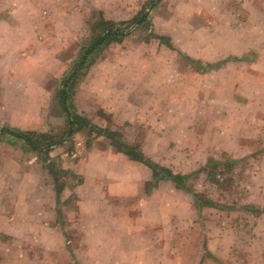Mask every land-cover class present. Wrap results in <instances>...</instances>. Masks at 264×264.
Here are the masks:
<instances>
[{"label":"rangeland","instance_id":"1","mask_svg":"<svg viewBox=\"0 0 264 264\" xmlns=\"http://www.w3.org/2000/svg\"><path fill=\"white\" fill-rule=\"evenodd\" d=\"M146 10L148 23L129 24ZM100 17L125 23V34L67 85L69 122L61 91ZM3 20L0 204L8 203L3 193L40 190L43 219L59 230L33 228L25 212L24 232L0 231V264H99L105 256L102 264H264V216L207 209L168 225L154 201L135 203L148 172L106 134L175 172L195 173V188L224 207L264 204V0H0ZM6 129L29 132L38 150ZM42 134L60 142L46 147ZM208 145L218 157L226 152L215 177L202 166ZM114 177L122 198L107 216L116 221L100 229L94 198Z\"/></svg>","mask_w":264,"mask_h":264},{"label":"crops","instance_id":"2","mask_svg":"<svg viewBox=\"0 0 264 264\" xmlns=\"http://www.w3.org/2000/svg\"><path fill=\"white\" fill-rule=\"evenodd\" d=\"M6 22L5 20H3L2 22H0V25L3 26V23ZM178 53H182L181 51H178ZM209 71V70H208ZM206 71V72H208ZM228 116H226L227 118ZM233 119V117H232ZM213 125H208V127H210L209 129L211 130L212 133H214V130L216 127H212ZM226 131H222L223 134H226V137L232 133V131L230 130V128L225 129ZM188 134L193 135V133L197 134V132L195 131L194 127L192 126H187L186 130H185ZM194 140V139H192ZM191 140V141H192ZM211 146V144H210ZM209 145L207 146V148L205 149L206 152H208V156L205 158V160L202 163L203 167H206L210 161V159L213 160H217L220 161L222 160L223 156L226 155V152L222 153L221 157H218L217 155H214L213 147H210ZM222 148L227 149L226 145L222 146ZM116 151V149H115ZM261 152L259 153V158L260 159H264V148L262 150H260ZM118 153V151H116ZM121 154H123L129 161L133 162L134 164L138 165L140 162L135 161L133 159H131L130 157H128L126 154L119 152ZM96 158V155L94 153H89L88 155V160L91 161L93 159ZM99 159H107V155H101L99 156ZM232 164V166L237 165L236 163L239 162L238 158H231V161H229ZM142 164V163H140ZM142 166L144 167V169H146V171L148 172V177L145 178L143 180V184L144 187L147 188L145 195L143 198H141V200L139 201V197L137 195H135L134 193H130L133 197L135 195V203L137 205L140 204H148L152 201H154L156 203V209L158 210V214L159 217H162V220H168V225H172L174 223H176V220L178 218H180V220H184V217H186L185 220V224L187 223V221L191 220L190 216H196L197 217H202L203 213L205 211H207V209H217V210H221V211H226L227 213H230L229 215H235L234 213H238V214H252V215H261L264 216V204H260V203H254V202H248L245 204H242L241 206L237 207V205L234 206H227L224 207L223 204H219L217 202H214L209 196H206L207 199L213 201L214 203L212 204H201L198 203L195 199V196L193 193L187 192L185 190H182L180 188H178L172 181L170 180H166V179H162L159 180L157 182V184H154L150 187V184H152L153 181V175H152V170L142 164ZM182 173V172H181ZM183 174H191V173H183ZM196 176H193L191 182L193 185V190L194 192H200V190H197L195 188V180H196ZM112 181H107L109 184H112V188H110L109 190L106 189H100L101 191L98 192L97 197L94 198V200H98V205H99V210H98V215H99V219L101 220L98 223V227L100 226V229H103V223L105 225H107L109 222L114 220L116 221V219H114L115 217H108L107 216V212H111L114 216H116L117 214V208L120 206V199L122 198V196H119L120 194L116 191V186L117 184H121L122 179L120 178H111ZM93 180H88V183L92 182ZM137 182V181H136ZM4 187H6V185H4ZM59 191H56V196L55 199L58 197ZM260 194V193H259ZM122 195V194H121ZM263 195V194H262ZM184 197L186 199V201L184 200V202H177L176 198L178 197ZM3 197L4 200H6V202H8L7 204H0V231H2L3 233L7 234V235H14V231H23L26 229L24 228V224H21V218L25 212H29L30 215L29 219H31L32 224H33V228L37 229V230H59V227L56 226L55 221L50 222L48 220H44L43 219V212L44 209H47V206L44 204V198L41 194L40 190H33L31 192H26L24 194H16V193H12L11 191H9L6 195L5 193H3ZM132 199V198H131ZM156 200V201H155ZM158 200V201H157ZM172 200V201H171ZM58 201V198H57ZM139 202V204H138ZM49 203V202H48ZM50 205H52V202L50 203ZM133 205V204H132ZM112 208V209H111ZM57 217L58 220H60V215L61 212L60 210H57ZM186 212V213H184ZM189 214H188V213ZM89 220V228L86 227V229L88 231H91V229H94L95 226H91L92 222L90 220V216L88 217ZM240 218V217H239ZM98 219V221H99ZM30 221V223H31ZM109 221V222H108ZM183 222V221H182ZM116 223V222H115ZM160 223L161 222H157L154 225V230H161L160 227ZM95 224V222H94ZM238 224L240 225V223L238 222ZM53 225H55L56 227H52ZM97 225V224H95ZM56 228V229H54ZM233 228V227H232ZM108 241H106L105 245L110 243L109 246L116 245L114 243L115 240H111V239H107ZM207 255H210V257H212L213 252L208 248L207 245V250H206ZM213 258V257H212ZM216 260V259H214ZM93 261L92 259L89 260V262ZM95 261V260H94ZM110 261V259L108 260V257L105 256V258H100L98 260L99 264H102L103 262L108 263ZM84 264H88V262L86 260L83 261ZM204 263V258H202V260L200 261V264Z\"/></svg>","mask_w":264,"mask_h":264},{"label":"trees","instance_id":"3","mask_svg":"<svg viewBox=\"0 0 264 264\" xmlns=\"http://www.w3.org/2000/svg\"><path fill=\"white\" fill-rule=\"evenodd\" d=\"M159 1L160 0H158V2ZM151 4L153 5L155 3L152 2ZM148 17H149V11L146 10L142 15L138 14L137 16H135L130 21L129 24H131V26L139 27L145 22L148 23L147 21ZM124 24L125 23L114 22L112 20H107L104 17H100L98 22L95 23L93 26H91L93 36L92 38H90L89 41H87L86 43L82 45L80 57L76 63V67L73 70V72L68 76V78L64 81V85L66 87H64V89L61 91L62 104L67 113V118L69 122H71L72 112L69 110V107L67 106V100L69 98L68 92H67V85L82 70L85 71V69H88L93 64L98 52H100L109 42L114 41L120 36H124L125 30L120 28ZM159 37L160 39L163 40L162 36H159ZM166 43L168 46L173 47V45L170 42H166ZM71 127L72 126H70L69 127L70 129H68L67 131L68 135L72 133ZM5 132H8L9 134L17 138L24 139L31 147L38 150L39 142L36 141L35 137L31 136L29 132H24L20 130L14 131L12 129H8V130L6 129ZM106 134L112 135L115 139H117V140H112V144L114 145V148H116L117 151L126 154L131 159L148 166L152 170L153 181H152V184H150V187L154 184H157L159 180L166 179V180L172 181L178 188L185 190L187 192L193 193L198 203H201V204H211V203L213 204L214 203L213 201L207 199L202 193L194 192L191 180L193 176H195V173L183 174L180 172H175L171 168L167 166H163L157 162H154L152 159L146 157L136 147L131 146L130 144L126 142L125 143L122 142L121 139L118 138L117 134H114L111 131H107ZM40 136H42L40 137L42 141H48V143L46 144V147L52 146L53 144H58L60 142V140H58L57 137L52 136V135L47 137L46 134H42ZM223 164L225 165V162H222L221 160L217 161V160L210 159L208 165L206 166V168H210L208 170V176L215 177L216 175L215 169L223 166ZM225 167H228V166H225Z\"/></svg>","mask_w":264,"mask_h":264}]
</instances>
